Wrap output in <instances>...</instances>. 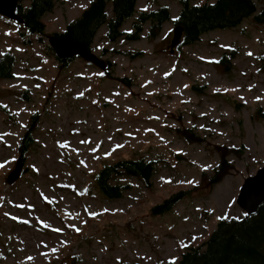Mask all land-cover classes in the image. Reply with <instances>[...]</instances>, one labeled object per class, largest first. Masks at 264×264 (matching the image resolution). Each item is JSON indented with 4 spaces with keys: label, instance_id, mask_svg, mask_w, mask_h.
Segmentation results:
<instances>
[{
    "label": "rangeland",
    "instance_id": "obj_1",
    "mask_svg": "<svg viewBox=\"0 0 264 264\" xmlns=\"http://www.w3.org/2000/svg\"><path fill=\"white\" fill-rule=\"evenodd\" d=\"M90 1L59 0L43 17L47 32H63ZM256 2L236 27L206 32L171 53L178 0H139L135 17L167 5L171 19L159 37L138 42H110L102 26L93 53L108 74L78 59L61 70L44 43L27 47L18 33L26 29L0 18V56L17 57L15 76L0 81V106L8 110L0 107V264H177L222 217L244 216L240 188L264 165V21L255 18L264 0ZM138 51L144 54L133 57ZM35 113L40 124L27 170L9 185ZM185 129L202 140L188 142ZM222 152L230 169L210 185L204 173L213 175ZM143 156L159 162L152 188L128 178L124 197L100 193L95 174L104 164ZM190 189L172 211L152 212Z\"/></svg>",
    "mask_w": 264,
    "mask_h": 264
},
{
    "label": "trees",
    "instance_id": "obj_2",
    "mask_svg": "<svg viewBox=\"0 0 264 264\" xmlns=\"http://www.w3.org/2000/svg\"><path fill=\"white\" fill-rule=\"evenodd\" d=\"M28 1V4H24ZM59 0H20L17 12L22 19L18 26L24 27L26 31L18 30L24 35L22 42L27 47L35 43H44L45 54L54 57L61 70L70 67L75 60L83 61L87 66H97L81 57L71 59H59L53 47L45 43V38L68 37L81 44L86 50H95L96 36L102 26L106 25L104 38L110 42L126 40L138 42L143 38L155 39L163 31L164 24L171 19V10L167 5L158 9L143 10L135 17L139 0H91L82 15L76 20L68 23L63 32H47V25L43 17L54 10ZM181 7L180 13L174 19L175 27L184 29L181 45H196L201 37L212 30H226L239 25L245 18L257 11L256 0H215L213 3L198 4L196 0H178ZM111 4V11L108 9ZM0 18L11 23L10 19L0 15ZM257 20L264 21V13L256 15ZM28 35L25 37V35ZM104 49L103 52H105ZM143 51L132 54L133 57L143 55ZM17 57L13 52H5L0 56V81L10 80L15 74ZM107 66L111 63L106 60ZM220 63L229 66L230 61L222 56ZM99 68V67H98ZM106 68V64H105ZM102 69V68H100ZM103 71V69H102ZM103 73H110L104 69ZM121 82L128 83L129 78L124 76ZM199 86L194 85L197 89ZM25 91L24 94H27ZM3 111H8L5 106H0ZM40 124L39 113L33 114L24 127L21 141L17 147L24 162L36 144V131ZM183 137L189 142H199L202 139L196 135L194 130H183ZM239 152V150H233ZM158 160L147 157L120 158L113 162L104 164L95 174V182L100 193L109 200L119 199L132 188L127 181L128 178L140 180L146 188L153 187V178L158 170ZM230 165L227 153H221V160L214 168V173L208 177L210 185L222 181L228 173ZM25 165L21 175L25 173ZM198 188V187H197ZM192 190H179L164 199L163 203L152 208L154 214H162L172 211ZM177 264H264V203L256 214L245 213L240 218L223 217L218 221L217 227L210 237L198 246H187Z\"/></svg>",
    "mask_w": 264,
    "mask_h": 264
},
{
    "label": "water",
    "instance_id": "obj_3",
    "mask_svg": "<svg viewBox=\"0 0 264 264\" xmlns=\"http://www.w3.org/2000/svg\"><path fill=\"white\" fill-rule=\"evenodd\" d=\"M19 3L20 0H0V15L22 23V19L17 12ZM183 34V27L177 26L174 29V37L171 42V53H175L176 48L181 45ZM50 45L53 47L59 59L67 60L79 56L105 69L104 61H101L93 52L86 50L81 44L68 37L53 36L50 39ZM24 164L23 157H19L15 168L7 176L9 185H13L17 182L20 173L24 169ZM237 203L246 213H257L260 206L264 203V165L259 168L254 175L245 180L240 188Z\"/></svg>",
    "mask_w": 264,
    "mask_h": 264
},
{
    "label": "snow or ice",
    "instance_id": "obj_4",
    "mask_svg": "<svg viewBox=\"0 0 264 264\" xmlns=\"http://www.w3.org/2000/svg\"><path fill=\"white\" fill-rule=\"evenodd\" d=\"M0 167H2V165H0ZM223 218V217H222ZM173 264H174V261H173Z\"/></svg>",
    "mask_w": 264,
    "mask_h": 264
}]
</instances>
